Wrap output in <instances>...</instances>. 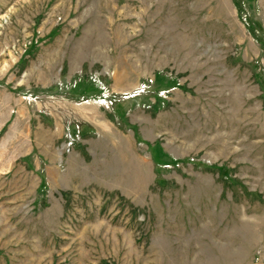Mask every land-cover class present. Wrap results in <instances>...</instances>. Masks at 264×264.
I'll return each instance as SVG.
<instances>
[{
    "label": "rangeland",
    "instance_id": "obj_1",
    "mask_svg": "<svg viewBox=\"0 0 264 264\" xmlns=\"http://www.w3.org/2000/svg\"><path fill=\"white\" fill-rule=\"evenodd\" d=\"M0 264H264V0H0Z\"/></svg>",
    "mask_w": 264,
    "mask_h": 264
}]
</instances>
